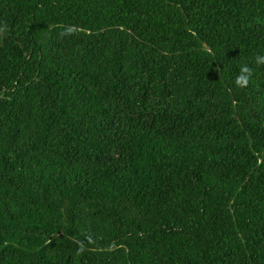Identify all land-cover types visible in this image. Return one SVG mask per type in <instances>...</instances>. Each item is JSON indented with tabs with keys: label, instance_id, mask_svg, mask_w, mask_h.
<instances>
[{
	"label": "trees",
	"instance_id": "trees-1",
	"mask_svg": "<svg viewBox=\"0 0 264 264\" xmlns=\"http://www.w3.org/2000/svg\"><path fill=\"white\" fill-rule=\"evenodd\" d=\"M257 56L264 0H0V264H264Z\"/></svg>",
	"mask_w": 264,
	"mask_h": 264
},
{
	"label": "clouds",
	"instance_id": "clouds-1",
	"mask_svg": "<svg viewBox=\"0 0 264 264\" xmlns=\"http://www.w3.org/2000/svg\"><path fill=\"white\" fill-rule=\"evenodd\" d=\"M255 63L258 66L264 65V56H257L255 58ZM252 74V69L247 64L242 65L240 74L236 77L235 80L236 85L240 88L246 87L251 79Z\"/></svg>",
	"mask_w": 264,
	"mask_h": 264
}]
</instances>
